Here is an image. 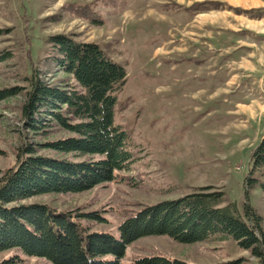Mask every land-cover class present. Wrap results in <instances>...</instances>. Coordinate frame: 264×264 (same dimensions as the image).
<instances>
[{"label": "rangeland", "instance_id": "rangeland-1", "mask_svg": "<svg viewBox=\"0 0 264 264\" xmlns=\"http://www.w3.org/2000/svg\"><path fill=\"white\" fill-rule=\"evenodd\" d=\"M56 35L99 44L125 68L126 81L113 93L114 125L126 133L134 163L106 185L26 204L72 212L87 233L119 240V227L139 210L214 186L239 216L249 206L264 234V192L247 186L264 137V0H0V91L20 89L0 103V177L25 144L71 137L55 122L35 135L23 116L34 71L52 85L75 84L57 65ZM40 154L73 160L50 149ZM153 257L263 264L231 237L182 244L169 236L140 238L121 263ZM0 264L53 263L10 249L0 252Z\"/></svg>", "mask_w": 264, "mask_h": 264}, {"label": "trees", "instance_id": "trees-1", "mask_svg": "<svg viewBox=\"0 0 264 264\" xmlns=\"http://www.w3.org/2000/svg\"><path fill=\"white\" fill-rule=\"evenodd\" d=\"M50 41L57 49L60 71L75 84L52 85L34 71L27 80L25 126L41 135L38 131L55 122L71 137L25 144L16 165L0 177V252L20 249L53 264H122L128 246L144 237L169 236L182 244L231 237L264 264L261 218L249 206L244 217L234 205L223 206L224 193L214 186L199 187L179 199L139 210L121 224L119 240L107 233H87L88 229L72 221V212L25 203L42 194L82 193L106 185L119 173L130 171L134 163L126 133L114 125L113 93L126 81L125 68L111 61L99 44L79 42L68 35L52 36ZM19 90H1L0 103ZM41 149L73 154L75 161L41 155ZM252 163L247 186H260L264 192V137ZM255 173L258 178L253 177ZM138 263L190 264L165 257Z\"/></svg>", "mask_w": 264, "mask_h": 264}]
</instances>
